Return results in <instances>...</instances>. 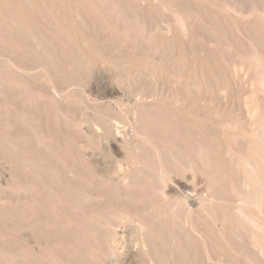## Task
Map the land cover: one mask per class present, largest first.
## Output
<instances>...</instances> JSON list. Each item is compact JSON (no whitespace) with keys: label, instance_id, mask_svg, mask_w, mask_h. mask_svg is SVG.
<instances>
[{"label":"rangeland","instance_id":"obj_1","mask_svg":"<svg viewBox=\"0 0 264 264\" xmlns=\"http://www.w3.org/2000/svg\"><path fill=\"white\" fill-rule=\"evenodd\" d=\"M92 1L101 10L91 0H0V264H156L141 249L137 223L122 216L163 220L170 215L159 207L156 194H148L150 186L145 192L148 184L131 182L141 172L131 175L124 167L140 154L152 155L156 168L162 162L175 169L169 159L170 152H178L173 139L205 146L202 159L194 157V168L174 174L166 187L168 195L186 197L194 208L193 224L203 239L190 227L169 223L163 234L172 247L167 259L175 260V244L182 240L186 264H209L207 252H225L233 264H248L242 255L247 248L234 237L233 224L244 172L226 150L231 146L244 155L246 132L264 117V83L254 67H246L254 41L264 51V12L259 9L264 0H163L165 6L149 8L128 0L132 14L142 9L143 21L122 7L106 10L113 0ZM229 2L248 16L227 13ZM159 22L168 23L169 33L151 30L150 24ZM233 64L241 68L234 78ZM21 65L32 70L21 72ZM75 80L86 82L85 92L75 85L67 95L51 90ZM138 87L153 93L158 104L143 106L157 119L145 131L161 123L170 135L157 134L155 145L144 137L149 135L142 131L144 122L135 121L131 91ZM223 87L224 99L219 98ZM116 100L121 101L118 109ZM110 121L119 137L101 134V124ZM140 128L144 134L137 136ZM142 141L140 153L136 148ZM162 143L165 151L173 146L174 152H161ZM156 145L162 155L169 153L168 161L156 156ZM179 151L186 159L187 153ZM156 168L147 173L153 184L159 181ZM259 217L264 219V212ZM107 223L118 224L121 240L114 253L105 244Z\"/></svg>","mask_w":264,"mask_h":264},{"label":"bare ground","instance_id":"obj_2","mask_svg":"<svg viewBox=\"0 0 264 264\" xmlns=\"http://www.w3.org/2000/svg\"><path fill=\"white\" fill-rule=\"evenodd\" d=\"M138 1L140 2L141 6H143L144 8H146V7L149 8V6H158V5L159 6L160 5L161 6H165L166 5V4H164L163 0H138ZM112 2H110L109 4L107 3L106 6H105V4L103 5V6L106 7V10L114 11V10L119 9V8L121 9V7L124 8V10H129V11L131 10L130 9V1H128V0H113ZM90 5L92 7H94L96 9V11L100 7L97 2L95 3L92 0H91ZM225 8H226L227 13H229L231 15H233V14L234 15H241V16H244V17H247L248 16V15L245 14L247 11H245L244 9H242L241 7H239L234 2H229V3L225 4ZM259 9L264 12V7L263 6H259ZM37 10H39V8ZM99 10H101V8H99ZM140 10L141 11H138V10L137 11H134L133 14H132V11L133 10H131L130 11L131 12L130 15L133 16V17L134 16L136 17L138 15V17L140 16L142 18L143 17V14L141 13L142 12V9H140ZM257 12H259V11H257ZM36 14H38V13H36ZM30 19H31V17H30ZM146 20H148L147 17H146ZM142 21H143V18H142ZM150 22H152V21H150ZM263 22H264V19H263ZM147 24H148V22H147ZM181 24H182L181 25L182 27L185 26V24H184L183 21L181 22ZM244 24H242V25L245 26ZM248 24H250V23H248ZM236 26H238V25L236 24ZM150 27H151V30H156V31L159 30L162 33H165V32L169 33V30H170L169 29L170 27H169L168 23H167V25H162V23L159 22V23H157L156 26H154V23H153V25L151 23L150 24ZM185 28H186V26H185ZM166 30H168V31H166ZM185 31H186V29H185ZM150 32H152V31H150ZM207 42H208L209 45L214 46L216 41L214 40V38H211V39L209 38V40H207ZM259 44H260V42H259ZM253 46H254V48L251 51V63H249V65L246 66V67H248V69L254 67L255 70L257 71V73L259 74V77H260L261 81L264 83V60H263L264 51H262L263 49L260 50L259 48H257V43H255V41H254ZM13 48H14V46H13ZM12 51L10 50V53L13 54ZM7 54H8V52H7ZM0 55H3V54L1 53ZM235 64H233V66ZM19 69H20L21 72H24L25 73V72L28 71V69L29 70H32V67L29 68L27 66L25 67V66L21 65V66H19ZM34 69H35V67H34ZM240 69H238L237 67L233 68L232 71H231L232 73L230 72L231 73V76H233V78H234V76H236L239 73V70ZM83 81L84 80H81V81H76V80L75 81H72V82L68 83L67 85L65 84V86L63 88H59L57 86H53L51 90L54 93V95H57V96H62L64 94L67 95V94H71L73 92L74 87H71V86L75 85V88H77V86H78V88L83 89V92H85V87H86L85 86L86 85L85 83L86 82H83ZM131 94H132V98L130 97L131 98V102H132V104L134 106L136 105L134 107V109H133V113L135 114V116H134L135 117V121L139 122L138 124L140 125V121L142 120L141 123L144 122V125H145V126L143 125V129L140 128V132H139V130H137L138 131L137 136H140L141 129H142V131L144 130L145 133H148L149 134L148 136H146L147 134L144 136L147 139V141H149V143L151 145H155L156 143L153 140L154 139L153 137H155L159 133H164L166 135V133L164 132V127H162L164 124H161L160 123V127L157 126L156 127L157 129H155V130L154 129H150L152 127L153 128L155 127L152 124L155 125V122H157L156 116H154V113H152L150 111H146V108L144 109V111H146V112H143V106H145L147 102L150 103L151 101L153 102L155 100L154 99V96H153L154 94L153 93H148L146 90H144L143 87H138L134 91L132 90L131 91ZM226 95H227V87H223V89H221L219 91V98L221 97L222 99H224L226 97ZM106 98H107V96H106ZM161 101L162 102H165L163 100H161ZM154 102H156V101H154ZM113 103L115 104V108H117V109L120 108L119 106L121 105V101L116 100V101H113ZM153 103H150V104H153ZM167 103H160L159 102V104H162V106L163 105H166ZM154 105H158V104L154 103L153 106ZM249 110H251V109H249ZM140 112L143 113V116L145 115L144 118L146 117L147 120H144V118L141 116L142 114ZM166 112H167V110H166ZM249 113H250V111H249ZM156 114L157 113L155 112V115ZM162 114L164 115V113H162ZM168 114H169V111L167 112L166 117H167ZM252 116L255 118L254 114H252ZM163 117H165V116H163ZM159 118L162 119L160 121H163L164 120V122H165V118L163 119L161 117V114H160V117ZM251 118H249V119H251ZM132 119L134 120V118H132ZM115 120H119V119H115ZM115 120H112V121L114 122ZM112 121H110V124L109 123H106V126L104 125V127L101 124V126L103 128L101 134H105V136L106 135L108 136V134H109V136L111 134H113L114 137H117L118 133H115V129H114L115 128L114 127L115 124ZM147 121L150 122L151 124H149V123L145 124V122H147ZM80 122L82 124V121H80ZM137 122L135 123L136 126H137ZM103 124H105V123H103ZM150 126H152V127H150ZM229 126H230V124H229ZM145 127L147 128V130H148V127H150L148 132L145 131L146 130ZM226 127H227V125H226ZM249 129H250V130H248L249 132L247 131L246 132L247 135H245V136H248V140H247L248 141V145L246 146V148H248V146H249V149H248L247 152H245L244 155L243 154L242 155H237L235 153V151L233 150V148L230 145H229L230 147L226 150V154L227 155H230L232 157L231 162L233 163V165H235L237 168L241 169L244 172V174L242 173L244 175V176H242L243 178H241L242 179V182L240 181L241 182V184H240L241 187L239 186L240 187L239 192H238L239 194L237 196V199L235 200V203L236 204L234 203V206H233L234 214L236 216V217L234 216L236 218V220L233 222V224H236L237 225V227H236L237 228L236 229L237 232H234L235 234L234 233L233 234H234V237L236 239H238L239 241H243V243L245 244V248H247V250L244 249V254H242V255H244L243 258L245 259V262L246 263H248V264H264V219H262V217L261 218L259 217L260 216V213H263L264 212V117L260 118L256 122L252 123V126ZM243 130L245 131V129H243ZM169 132H170V130H169ZM96 133H97V131H96ZM248 133H249V135H248ZM101 134L99 133V134H97V136L98 135L100 136ZM168 135H166V136H168ZM173 135H174V132H173ZM162 136H163V134H162ZM118 137H119V135H118ZM165 137H164V139H165ZM169 137H170V135H169ZM166 139L171 142V140L168 139L167 137H166ZM116 140H118V139H116ZM193 141H195V140H193ZM146 143L147 142H145V144ZM173 143H174L173 146H175V147L177 146V149H178V150H176V151H178L177 154H174L173 153L175 156L173 154L170 155L172 153L170 151H173V146H172V150L171 149L169 151L167 150L168 152H170V154L169 153H165V154H169L170 158H169V156L166 158V155L165 154L162 155L163 154V153H161L162 150H163V152L166 150V149L164 150V148H163V146H164L165 143L164 144L162 143L163 145L161 144V146L163 148V149L161 148V152H160V149H158V147L156 145V147H157L156 148V152H157L156 156L159 157V159H161V161H163L162 158H161V155L163 157L165 156L164 159L166 158L167 161H168V158H169L172 161L171 162L169 160L171 162L172 166L173 165H176L175 166V169H167L163 165L162 162H161V164H159L160 163L159 162L158 163V168H156V167H154L155 164L153 162L154 159L152 158L153 157L152 155H150L148 157H144V155H140V154L137 155L136 157H134L135 159H131V161H129L127 163V165L125 164V167H124L125 168V172L127 171V172L130 173L133 170H137V171L141 172V176L142 177L141 178L140 177H134V178L132 177V181L131 182L138 183V185L141 184L142 186L144 184H146V185L148 184L147 187H146V189L148 188V186H150V189H151L150 191H152V192L148 191L149 189H147V190L145 189L146 190L145 192L148 191V194H150V193H152L153 195L156 194L155 196L158 197L159 202L161 204L159 207L163 211H165L164 213H166L168 211L167 213H168V215H170V218L163 219V220H162V218L159 219L157 217L152 218L153 215L152 216L148 215V216L151 217V218L149 217V219L146 218V217H145L146 219H144L142 217L139 218L140 216L139 217H136V216H128V215L122 216V219L129 218V219L134 220L137 223L136 224L137 225L136 227L139 230L140 240H141L140 243L142 244L141 249H142V251L146 252V254H148L150 256V258H149L150 261H152V263L155 262L156 264H186L185 245H184V243L181 242L182 240H179V238H178L179 241L176 243L177 245L175 244L176 249H177V254H178L177 257L175 258V260H173V262H170L169 259H167V256H166L167 255V252H170L172 250L171 249L172 247L169 245V241L166 239L167 237L165 236L166 237L165 238L163 236V234H165L164 233V229L166 230L167 227H170L169 226V223H171V224L174 225V223L177 222L178 224L181 225L179 227H182V229H184L183 226L184 227H190L189 228L190 230L193 229L195 231L194 233H199L201 235L202 239H203V236H202L203 233L201 234V231H200L199 227H197L196 225L193 224L192 215L195 214L194 213V211H195L194 208L191 206V204H189L187 202L186 197L183 198V199H181L180 197H172V196L168 195V193L166 192V187L168 185V181L172 180V176L174 174H177L178 172L180 174H185L187 171L192 170L194 168L193 159H194V157L196 155L198 156V158L201 157V159H202L203 154H204V150H205V146L202 143H198V144H196V145L193 146V144L190 141H187L185 139H183L182 142H179V141L174 142V139H173ZM140 144L141 145L143 144V145L142 146H140V145L137 146L136 149H138V152H140V151L143 152V150H145V149H143L144 146H145L144 145V141H142V143H140ZM148 144H146V145H148ZM170 145H171V143H170ZM158 146L160 148V145H158ZM150 148H152V147H150ZM152 149H155V147H153ZM82 150H84V149H82ZM179 150L185 151L187 153V158L186 159H183L182 158V155H184V154H183V152L181 153V151H179ZM167 151H165V152H167ZM136 152H137V150H136ZM193 152H194V154H193ZM81 153L84 154L83 156H85V158H86V156L88 157V155H86V151H85V153L83 151H81ZM83 156H82V158H84ZM86 160H88V159H86ZM84 161H85V159H84ZM85 162H87V161H85ZM173 162H175V164ZM165 163H166L165 165H167V162H165ZM88 167L89 168H86V169L87 170L88 169L90 170L91 167L90 166H88ZM154 168H156V169L159 170V178L157 179L159 181H158V183L156 182L157 183V186H156V183L153 184V181L151 182V179L147 176V173L152 172V170ZM197 168H199V166ZM156 169H155V171H158ZM91 171H93V170L91 169ZM129 173H128V175L130 177H131V175L133 173H135L134 175H136V171L133 172V173L131 172V175ZM128 177L124 176L125 183H126V181H127L126 179H128ZM154 179H156V178H154ZM211 196H209V197H211ZM147 197H148V195H147ZM147 197H146V199H148ZM234 197H235V195H234ZM214 198H216V197L214 196ZM126 199H127V197H126ZM149 199H152V198H149ZM158 199H155V200H158ZM216 200H218V199H216ZM213 202H214V200H213ZM205 203H208V202L206 201ZM211 203H212V201H211ZM152 204L154 205V203H152ZM213 204H215V203H213ZM156 205H157V203H156ZM158 205H159V203H158ZM204 206H205V204H204ZM206 206H208V205H206ZM209 207H210V204H209ZM169 208L172 209V213L169 210ZM177 208L179 210L178 211V214L177 213H174V210L177 209ZM201 208H203V206ZM169 212H170V214H169ZM152 214H154V213H152ZM175 214H177V216ZM117 225H118L117 223L116 224L115 223H112V224L111 223H107L106 224L107 229L105 230V232H108L109 238H107V240H106L107 242L105 244L107 245L108 249L112 253H114L115 250L118 249V246H119L120 240H121L119 238V236H118L119 235L118 229H116L117 228ZM175 226H176V224L173 227L175 228ZM171 227H172V225H171ZM176 227H178V226H176ZM172 231H174V229ZM103 233H104V231H103ZM106 236H108V235H106ZM174 236H176V235H174ZM174 236H172V237H174ZM177 237H179V235ZM175 239H176V237H175ZM173 242H174V240H173ZM243 243H240V244H243ZM169 246L171 248L170 249H167ZM151 247H153V248L156 247L155 248V252H154V253H156L155 255L151 254ZM221 253H223L222 256L215 255L214 253H211V252H207L206 253V261H209V264H233L232 262L234 261V259H231L232 260V262H231L229 260L230 258L227 259V256H229V255L226 256L224 254L225 252H221ZM241 259H242V257H241ZM239 261H240V259H239ZM119 262L121 263V260H119Z\"/></svg>","mask_w":264,"mask_h":264}]
</instances>
